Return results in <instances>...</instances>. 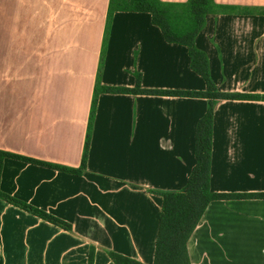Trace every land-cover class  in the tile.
<instances>
[{
	"label": "crops",
	"instance_id": "0c3cea01",
	"mask_svg": "<svg viewBox=\"0 0 264 264\" xmlns=\"http://www.w3.org/2000/svg\"><path fill=\"white\" fill-rule=\"evenodd\" d=\"M29 1V2H28ZM0 0V149L77 168L97 85L205 88L185 46L150 14L109 0ZM184 2L186 0H161ZM195 36L223 92L264 95V0H213ZM220 10V9H219ZM201 97L99 92L80 174L6 157L0 189L69 222L64 230L0 198V264L153 262L161 196L195 163ZM209 188L264 192V100L215 104ZM190 264H264V197L211 200L187 243Z\"/></svg>",
	"mask_w": 264,
	"mask_h": 264
},
{
	"label": "trees",
	"instance_id": "16d2710c",
	"mask_svg": "<svg viewBox=\"0 0 264 264\" xmlns=\"http://www.w3.org/2000/svg\"><path fill=\"white\" fill-rule=\"evenodd\" d=\"M216 8L220 9H218V11H222L226 6L217 5L213 0H186L184 2H165L161 0H109L107 23L112 14L116 11L149 13L151 23L160 29L166 42L177 43L186 47L189 57V66L195 73L201 76L205 83V88L201 91L143 88L140 85V75L137 72L134 73L135 84L131 88L97 85L93 92L87 134L79 167L73 168L49 163L0 149V173L3 159L6 157L47 166L73 174H80L83 172L87 157L90 129L99 92H128L134 94H163L204 98L207 102V107L196 123L194 143L195 163L190 170L186 183L178 190L149 189L150 192L160 195L162 199L153 262L151 264H190L186 243L192 230L199 222L205 207L211 200L264 197V192L217 193L212 192L209 188L212 120L215 104L218 101L229 99L264 100V95L223 92L218 90L214 84L210 76L208 58L204 51L196 47L194 40L197 33L204 26L205 15L216 11ZM0 198L64 230L72 231V226L69 222L8 195L1 191V189ZM94 250L95 247L91 245L88 251L87 264H93ZM106 253L115 264H144L112 250H106Z\"/></svg>",
	"mask_w": 264,
	"mask_h": 264
},
{
	"label": "rangeland",
	"instance_id": "374dc122",
	"mask_svg": "<svg viewBox=\"0 0 264 264\" xmlns=\"http://www.w3.org/2000/svg\"><path fill=\"white\" fill-rule=\"evenodd\" d=\"M28 1V0H27ZM29 2V1H28Z\"/></svg>",
	"mask_w": 264,
	"mask_h": 264
}]
</instances>
